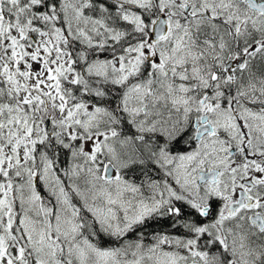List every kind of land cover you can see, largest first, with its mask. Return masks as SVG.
<instances>
[{"label":"snow or ice","instance_id":"obj_1","mask_svg":"<svg viewBox=\"0 0 264 264\" xmlns=\"http://www.w3.org/2000/svg\"><path fill=\"white\" fill-rule=\"evenodd\" d=\"M0 264H264V0H0Z\"/></svg>","mask_w":264,"mask_h":264}]
</instances>
